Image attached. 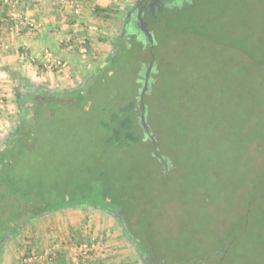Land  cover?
<instances>
[{
  "label": "rangeland",
  "instance_id": "1",
  "mask_svg": "<svg viewBox=\"0 0 264 264\" xmlns=\"http://www.w3.org/2000/svg\"><path fill=\"white\" fill-rule=\"evenodd\" d=\"M172 1L157 8L153 36L142 32L144 46L124 54L120 65L129 87L143 70L145 123L159 161L148 153L112 157L98 122L106 97L117 92L93 91L82 109L57 107L37 125L30 151L16 165L17 194L32 189L50 199L60 190L87 198L84 193L101 187L104 170L117 165L119 196L147 221L157 264H264V0ZM9 82L14 126L22 111L15 80ZM126 96L130 91L113 104ZM126 166L134 175L128 183L121 175ZM162 167L169 172L164 186L158 183ZM85 207L113 218L124 235L114 215ZM18 231L3 241V253H21V224ZM131 247L134 264H145Z\"/></svg>",
  "mask_w": 264,
  "mask_h": 264
},
{
  "label": "crops",
  "instance_id": "2",
  "mask_svg": "<svg viewBox=\"0 0 264 264\" xmlns=\"http://www.w3.org/2000/svg\"><path fill=\"white\" fill-rule=\"evenodd\" d=\"M66 1L0 0V74L15 80L16 85L14 74L23 72L31 82L50 88L76 86L83 80V73L95 69L112 52L125 21L147 6L148 0H77L81 5L78 14ZM25 19L40 22L39 32L31 34ZM81 36L86 37L89 51L96 53L94 57L91 53L87 61L64 44L69 38ZM50 48L65 54L69 63L66 74L36 62L39 54L52 51ZM9 81L1 85L14 108L15 95ZM8 114L0 115V142L13 127ZM127 239L110 216L85 206L64 207L23 222L21 253H2L0 264H134L136 252ZM95 243L104 248L94 251Z\"/></svg>",
  "mask_w": 264,
  "mask_h": 264
},
{
  "label": "trees",
  "instance_id": "3",
  "mask_svg": "<svg viewBox=\"0 0 264 264\" xmlns=\"http://www.w3.org/2000/svg\"><path fill=\"white\" fill-rule=\"evenodd\" d=\"M161 3L162 5H159V7L161 6L160 9H164L162 6L172 5V3L167 4L164 0H161ZM153 10H156V6L154 9L150 8V10L143 9L140 16L132 14L125 21L121 34L115 38L112 52L95 69L86 73L82 72L84 74L82 76L83 80L76 86L55 89L35 84L23 76L19 77L18 74H14V78L18 81L17 89L22 115L19 122L12 127L10 134L0 144V255L3 253V241L16 234L24 220L40 217L59 208L93 206L114 215L124 235L136 247L145 264L158 263L150 243L152 240L150 229L144 224L147 221L141 217L138 219L137 215L133 216L136 213L135 209L128 207L126 202L119 196L118 176L114 172L117 170V165L113 166L116 168L114 171L104 170V180L100 184L101 187L96 192L84 193L83 195L87 198H79L73 191H70L67 196H63L59 190L60 194L56 193V198L49 199L44 192H41L40 196L34 195L32 189L21 191V197H19L16 190L17 185L21 182L16 178V165L20 158L30 151L33 136H35V131L38 128L37 125H44L45 119L57 107H61L62 110L65 106L71 108L70 103H72L75 104L77 109H82L85 106L86 96L93 91L117 92L116 96L106 97L105 104L101 107L105 117H101L98 122V130L102 134L104 146L110 150L112 157L123 154V159L126 160L148 153L153 159L159 161L153 154L152 137L149 136L141 121L142 104H145L147 99L145 95L143 98L145 102L141 100L143 92L141 90L145 80V76L142 75L143 70L140 69L135 74L136 85H131L132 87L121 80L127 71L124 68L125 66L121 64L123 58H125L124 54L133 53L134 47L138 46L139 43L144 46L139 38L141 33L144 32L143 24L147 22L149 31L153 33L154 30L151 29V26L155 27L160 21L159 14H153ZM150 47L151 42L147 50L149 51L148 63L153 58ZM50 49L53 55L59 57L62 61H66L64 53L58 49ZM43 53H40L38 57H41ZM120 65L124 66L123 69ZM145 67L147 68V66ZM127 91H130L132 97L126 96V100L119 99L114 105L113 98L123 97V94ZM147 123L149 124L148 120ZM162 168L163 171L159 174L158 181L160 186L166 185L169 176V172L165 171L164 167ZM21 175H23L22 171ZM121 175H125L127 183L128 178L134 177L133 173L130 172V167L127 168V166L122 167ZM21 179L23 182L30 183L22 176ZM255 188V186H251V191H254ZM139 215H146L145 209H142ZM136 221H139V223ZM220 258L221 256L218 255L219 261L222 260ZM23 264L29 263L25 262Z\"/></svg>",
  "mask_w": 264,
  "mask_h": 264
},
{
  "label": "built area",
  "instance_id": "4",
  "mask_svg": "<svg viewBox=\"0 0 264 264\" xmlns=\"http://www.w3.org/2000/svg\"><path fill=\"white\" fill-rule=\"evenodd\" d=\"M66 2L71 5L75 14L80 12L81 5L77 0H67ZM25 21L29 25L32 33H38L42 27L40 22L31 21L30 19H25ZM64 44L66 48L76 51L82 61H87L89 58L90 51L88 48V41L85 36L69 38L64 42ZM36 62L45 66L50 71H56L61 75L66 74L69 70V63L67 61H62V59L53 55L51 51H45ZM2 79L6 82L8 80V76L4 73L0 74V115L12 112L11 105L8 103L9 100L6 95V90L3 88L4 86L2 87L1 85L2 81H4ZM97 247H100V244L92 246V249Z\"/></svg>",
  "mask_w": 264,
  "mask_h": 264
},
{
  "label": "water",
  "instance_id": "5",
  "mask_svg": "<svg viewBox=\"0 0 264 264\" xmlns=\"http://www.w3.org/2000/svg\"><path fill=\"white\" fill-rule=\"evenodd\" d=\"M143 2H144V1H143ZM156 2H157V0H155V1L151 4V8H152V9L155 8V4H156ZM145 7H146V4L139 8V12H138V15H139V16L141 15V13H142V11H143V9H144ZM147 26H148V23H147V22L144 23V24H143V29H144L145 32H147V34H148L149 37H152V33L149 31V29H148ZM151 66H153V61L150 62V65H149L148 70H147V72H146L145 88H147V86H148V85H147V79H148V77H149V74H150V71H151V68H152ZM144 94H145V90H143V92H142L141 100H143V96H144ZM142 105H143V113H142V116H141V121H142L144 127L147 129L148 134L150 135L149 128H148L147 124L145 123V111H146V109H145V105H144V104H142Z\"/></svg>",
  "mask_w": 264,
  "mask_h": 264
},
{
  "label": "flooded vegetation",
  "instance_id": "6",
  "mask_svg": "<svg viewBox=\"0 0 264 264\" xmlns=\"http://www.w3.org/2000/svg\"><path fill=\"white\" fill-rule=\"evenodd\" d=\"M155 0H148L147 1V6L144 8V9H146V10H150V8H151V4L154 2ZM161 3V0H157V2H156V4H155V6H156V10H153L152 11V13L153 14H155V13H157V8L159 7L158 5H162V3ZM164 3V2H163ZM163 8H165L164 6H162ZM159 8H161V6L159 7Z\"/></svg>",
  "mask_w": 264,
  "mask_h": 264
}]
</instances>
